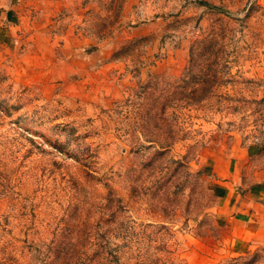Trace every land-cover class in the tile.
Wrapping results in <instances>:
<instances>
[{
    "label": "rangeland",
    "instance_id": "obj_1",
    "mask_svg": "<svg viewBox=\"0 0 264 264\" xmlns=\"http://www.w3.org/2000/svg\"><path fill=\"white\" fill-rule=\"evenodd\" d=\"M3 4L0 264H264L216 176L264 142V0Z\"/></svg>",
    "mask_w": 264,
    "mask_h": 264
},
{
    "label": "crops",
    "instance_id": "obj_2",
    "mask_svg": "<svg viewBox=\"0 0 264 264\" xmlns=\"http://www.w3.org/2000/svg\"><path fill=\"white\" fill-rule=\"evenodd\" d=\"M4 6L0 0V14L9 16L7 29L12 32L16 23ZM250 153L256 163L242 164L236 157L229 171H216L222 188L217 213L229 223L231 254L243 253L254 243L264 244V142H256Z\"/></svg>",
    "mask_w": 264,
    "mask_h": 264
}]
</instances>
